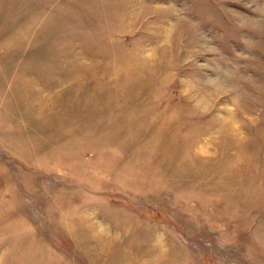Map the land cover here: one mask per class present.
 I'll use <instances>...</instances> for the list:
<instances>
[{"label": "rangeland", "instance_id": "obj_1", "mask_svg": "<svg viewBox=\"0 0 264 264\" xmlns=\"http://www.w3.org/2000/svg\"><path fill=\"white\" fill-rule=\"evenodd\" d=\"M0 264H264V0H0Z\"/></svg>", "mask_w": 264, "mask_h": 264}]
</instances>
